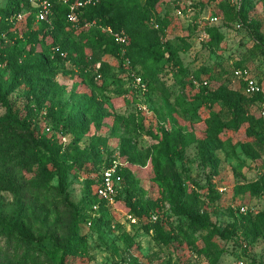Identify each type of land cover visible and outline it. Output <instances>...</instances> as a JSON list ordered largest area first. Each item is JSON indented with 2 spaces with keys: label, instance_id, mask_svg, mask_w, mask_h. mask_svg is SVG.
I'll list each match as a JSON object with an SVG mask.
<instances>
[{
  "label": "rangeland",
  "instance_id": "374dc122",
  "mask_svg": "<svg viewBox=\"0 0 264 264\" xmlns=\"http://www.w3.org/2000/svg\"><path fill=\"white\" fill-rule=\"evenodd\" d=\"M7 2L0 0V9ZM221 2L160 0L156 13H169L174 24L164 27L162 41H185L178 58L189 71L212 67L211 78L202 77V85L210 92L224 86L246 96L239 81L225 73L232 62H237L259 81L264 98V53L253 47L252 40L261 37L264 45V4L248 14L247 24L252 20L260 24L250 35L247 30L237 29L236 24L220 26ZM177 5L191 10L187 18L176 15ZM136 11L135 4L128 1L120 12L115 10L111 15L120 13L135 18ZM216 15L219 20L211 23L208 18ZM194 21H200L199 29L188 28ZM213 24L223 40L210 49L202 43L208 38L205 27L210 29ZM39 27L35 22L32 30L38 31ZM121 31L128 37L127 45L130 44L126 31ZM0 45L7 47L4 60L10 61L6 66L0 64V87L8 93L7 101L18 117L27 118V126L40 141V148L30 152L23 150L21 142L15 139H0V216H19L31 232L45 237L55 248L57 242L68 237L73 215L63 202L64 194L57 190L60 184L55 167L61 173V186L69 202L78 209H87L85 200L93 193L89 181L97 177L99 168L116 157L131 178L121 182L118 200L116 195L113 204L104 201V215L95 213L91 220L80 224L78 237L82 244L68 255L65 264H264V229L256 234L252 223L247 227L244 220L234 222L231 216L240 205L255 211L264 208V196L258 198L248 189L264 175V152L251 147L247 153L238 145L217 148L213 161L201 159L196 139L207 136L200 119L208 116V108L194 99L200 83L187 79L176 82V69L169 66H164L167 72L153 76L146 72L147 64L134 63L125 56L127 45L122 47L124 56L115 57L104 43L94 51L84 49L87 64L92 63L95 55L96 69L102 63L108 64L92 83L80 77L75 63L51 64L48 69L53 77L26 75L21 83H16L11 75L13 70L20 69L25 75L35 68L37 55L44 56L42 47L31 44L35 53H30L28 41L18 45L4 41ZM73 55L82 63L78 53ZM178 96L192 107L181 106ZM259 105L260 102L250 105L247 114L259 116ZM49 107H53L54 117L48 115ZM212 110L227 117L222 102ZM5 114L6 108L0 102L1 122ZM70 115L77 121L72 133L63 128ZM245 128L246 124L231 134L233 143L248 142ZM172 139L182 151V156L174 160L168 152ZM123 149L136 156L137 161L126 158ZM154 155L160 159L159 181L152 165ZM42 172L51 179L43 178ZM170 193L175 197L171 198ZM193 200L199 214H206L208 222L215 224L223 236L195 226L187 213ZM129 204L140 215H129ZM154 215L156 220L152 219Z\"/></svg>",
  "mask_w": 264,
  "mask_h": 264
},
{
  "label": "trees",
  "instance_id": "16d2710c",
  "mask_svg": "<svg viewBox=\"0 0 264 264\" xmlns=\"http://www.w3.org/2000/svg\"><path fill=\"white\" fill-rule=\"evenodd\" d=\"M52 7V15L50 23L46 21L38 22L35 18V10L31 8L28 0H8L7 5L0 9V44L4 41H12L14 45L18 43L28 41L30 44V53H35V48L31 44H38L42 47L44 56L36 57V67L28 70L23 75L20 69H14L11 73L16 83H21L23 78L27 76L35 77H53L54 73L48 68L52 64H66L75 63L78 67L80 77L86 82L92 83V80L100 73H102L108 67V64L102 63L101 67L95 68L94 63L97 60L96 55L91 64L85 62L84 49L90 48L91 51L100 43L106 44L108 52L113 56L120 57L122 55V47L116 43L112 35L104 31L102 28L110 26L114 31L125 30L130 38V44L128 42L127 50L124 53L126 57L131 58L133 62L147 64L146 72L153 76L159 72H167L164 70V66L176 69L174 72V78L176 82H182L187 79L190 83L197 81L200 83L197 93L194 94L195 101L200 100L208 108V116L200 121L204 122L206 126L207 136L205 138H197L198 153L202 160L213 161L215 160V150L217 148H226L240 146L247 153L251 147H256L260 153L264 152V117L261 112L264 110V98H262L263 89L261 92L252 96H242L237 92L226 89L224 86L210 92L207 86L202 85L203 75H206L207 79L211 78L212 67H200L199 70L193 72L188 68L183 67L181 61L178 58L179 51L182 49V45H185V41H162V31L164 27H170L173 22V18L169 13L163 15L157 14L156 9L160 0H96L94 5L84 6L79 10V25L73 27L67 21L68 5L63 3L62 0H49ZM78 0H68L69 3H73ZM132 1L137 7L136 17L128 18L127 15L122 16L120 13H115V10H120L128 2ZM264 4V0H235L234 4L229 1L222 0V22L232 23V27L235 24H240L242 30H247L250 35H253V30H258L260 24L257 21L252 20V23L247 24L248 14L253 9H256L258 5ZM185 9L179 5L174 6L175 9ZM26 11V15L21 22L11 23L9 19L21 12ZM218 16V15H216ZM196 20V19H195ZM40 25L38 31L32 30L33 23ZM90 26H85L86 23H92ZM158 25V29L154 28V24ZM200 21H194L188 25V28L199 29ZM191 25V26H190ZM210 29L205 27V33L208 38L203 41L205 47L212 49L217 47L223 35L219 30L215 29V24ZM252 30V31H251ZM124 31V32H125ZM210 34V35H209ZM259 36V35H258ZM253 47L256 50L264 53V45L261 41V37H253ZM129 41V40H128ZM69 42L71 46H68ZM182 44V45H181ZM7 48V47H5ZM0 45V64L9 65V60H4V54L6 49ZM56 48L54 52L52 49ZM64 52L65 57H60V53ZM79 54L82 61L79 62L75 59L73 53ZM92 54V53H91ZM124 54L121 56L123 57ZM130 59V60H131ZM132 63V61H131ZM234 68H246L241 63L232 62L228 69H225V73L233 75ZM254 77V76H253ZM255 78V77H254ZM261 87L259 81H257ZM243 87L242 82H240ZM1 86V85H0ZM6 92L2 91L0 87V102L6 108V114L4 116V122L0 121V139L7 142L9 139H15L21 142L20 146L23 150L33 152L40 148V141L38 135L27 126V118H20L18 114L13 110L12 105L7 101ZM178 100L181 106L190 109L192 105L186 103L181 96H178ZM222 102V107L227 111V117L223 118L219 112L212 110V107ZM260 102L259 112L260 115L247 114L248 107L253 103ZM202 104V103H201ZM200 106V105H199ZM198 107V106H197ZM49 116L54 117L55 112L53 107H49ZM76 119L73 116L68 117V121L63 125V128L68 133L75 131ZM246 124L245 135L249 139L246 143L235 142L231 137L232 133L237 132L242 125ZM173 134V133H172ZM174 136H177L173 134ZM18 146V145H17ZM18 147H16V150ZM15 150V151H16ZM168 152L171 153L172 160L180 158L182 151L178 148L175 139L170 141L168 146ZM122 154L130 161H137L136 156H132L129 150L123 149ZM159 157L154 155L152 159V165L154 168V174L156 181H159L162 176L161 165ZM111 161L105 163L97 172V177L89 181V186L93 187V193L86 198V208L79 209L71 202H69L68 196L65 195L61 186V173L55 167L57 176L59 177L58 191L63 195V202L70 208L72 217L71 229L68 237L60 242H57L55 248L49 245V241L35 233L31 232L27 226L22 222L19 216L12 214L0 216V264H65L66 258L70 254H74L78 246L82 244L78 237L79 226L83 221L91 220L95 213H100V216L104 215L107 211L106 203L101 200L96 192L100 181V174L103 168L108 167ZM122 183L124 179L131 178L128 170H121ZM45 175V176H44ZM43 178L48 181L51 177L49 174L42 172ZM47 181V182H48ZM1 187V186H0ZM38 191L40 189L36 188ZM250 193L258 198L264 196V175L260 176L254 183L248 186ZM122 194V191H120ZM170 197L175 196L170 193ZM119 194L116 197L118 200ZM97 206V210L93 211L92 207ZM129 215H140L136 207L129 204ZM241 206V205H240ZM145 207V205H144ZM239 207V206H238ZM237 207V208H238ZM146 208V207H145ZM235 215H231L234 219L239 218L249 224H253V229L256 230V234L264 229V208L256 210L252 213L239 214L235 209ZM188 216L193 219L195 226L202 229H211L212 234H219L223 236L222 231L215 224L208 222L206 214L200 215L198 209L195 207V201H192V206L188 208ZM235 222V221H234ZM91 225L90 222L87 223ZM185 238H189L187 232H183Z\"/></svg>",
  "mask_w": 264,
  "mask_h": 264
},
{
  "label": "built area",
  "instance_id": "2783aa9c",
  "mask_svg": "<svg viewBox=\"0 0 264 264\" xmlns=\"http://www.w3.org/2000/svg\"><path fill=\"white\" fill-rule=\"evenodd\" d=\"M63 3L68 5V13H67V21L70 23L73 27H77L79 25V10L87 5H94L96 0H78L73 3H69L68 0H62ZM30 6L32 9L35 10V18L36 21H46L50 23L51 15H52V7L49 0H28ZM176 15L179 17H185L187 18L191 12V10L188 9H176ZM26 11H21L15 15H13L9 21L11 23H18L21 22L25 15ZM211 23H216L219 18L217 16H212L208 18ZM92 23H86L85 26H90ZM154 28L158 29V25L156 23H153ZM236 28H241V25L238 23L236 24ZM104 31L109 33L113 36L116 43H118L120 46H124L126 44V36L122 31H114L110 26H105L102 28ZM204 37V36H203ZM54 52L57 50L56 48L52 49ZM124 51L122 50V55ZM60 57H65L66 54L64 52H61ZM121 55V56H122ZM129 63V61H127ZM233 76L240 82H242L243 87L242 91L246 96H252L259 92H261V87L259 86L257 80L253 77L250 70L247 68H234L233 69ZM139 81V78L137 79ZM195 83V81H193ZM262 116L264 117V110L261 112ZM121 170H122V164L118 161L116 157H114L111 160V164L102 169V172L100 174V181L98 184V187L96 189L98 197L105 201L107 204H113L114 198L118 193V190L120 188V184L122 182V176H121ZM93 211L97 210V206L92 207ZM237 211L239 214H247L252 213L255 211V208L248 207L247 205H241L237 208ZM132 221H135L131 216H128ZM153 220H156L157 217L154 215L152 216Z\"/></svg>",
  "mask_w": 264,
  "mask_h": 264
}]
</instances>
